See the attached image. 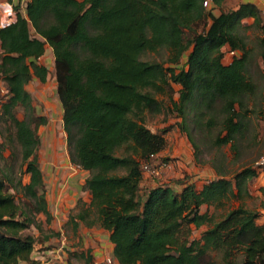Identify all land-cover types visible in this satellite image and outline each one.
Here are the masks:
<instances>
[{"label": "trees", "instance_id": "obj_1", "mask_svg": "<svg viewBox=\"0 0 264 264\" xmlns=\"http://www.w3.org/2000/svg\"><path fill=\"white\" fill-rule=\"evenodd\" d=\"M204 1L28 0L24 14L14 6L15 19L0 26V72L7 84L0 116L15 129L29 179L0 170V264L29 259L35 237L22 231L30 225L40 229L52 218L36 151V124L46 117L34 114L25 86L33 77L46 80L47 66L39 60L46 46L54 56L70 160L89 171L83 187L90 199L78 200L71 220L107 229L118 264H215L213 251L220 264H237L239 253L240 264L264 263V223L259 211L242 201L257 172L253 167L244 166L232 179L215 165L218 176L199 187L187 178L177 179L179 189L169 182L142 185V164L155 162L166 139L140 116L144 109L161 110L155 93L170 81L180 85L171 102L193 145L190 124L198 125L205 114L208 123L217 112L223 116L226 132L215 144L235 142L248 128L242 110L257 87L249 68L264 60L262 9L246 1L222 10L224 0ZM246 17L259 30L257 51L242 33ZM197 25H203L200 31ZM160 46L169 50L171 65L140 58L143 50ZM224 46L234 50L227 62ZM17 106L23 118L16 116ZM122 145L131 151L116 154ZM233 196L241 202L217 219L199 211L203 203L217 205ZM204 223L209 226L199 238L189 239V224Z\"/></svg>", "mask_w": 264, "mask_h": 264}, {"label": "rangeland", "instance_id": "obj_2", "mask_svg": "<svg viewBox=\"0 0 264 264\" xmlns=\"http://www.w3.org/2000/svg\"><path fill=\"white\" fill-rule=\"evenodd\" d=\"M242 1L244 0H224L221 4V9L235 8ZM253 1L262 9L264 19V0ZM8 4L12 7L9 11L7 10ZM16 8L18 9V7ZM16 8L10 1L0 0V26L15 19ZM19 11L24 14V11ZM219 11L220 8L214 10L216 14ZM252 20V17L244 18L243 23L246 26L243 28L242 33L248 46L257 51L256 39L259 30L251 24ZM202 26L197 25L196 29L200 31ZM186 34L191 33L186 30ZM222 48L224 52L223 60L227 62L230 60L231 54L228 52L227 46ZM168 56L169 50L164 46H160L156 50L145 49L140 53V58L160 61L164 66L171 65V62L167 60ZM184 59L185 57L182 56L179 62L183 63ZM39 60L47 66L46 80L40 81L38 78L33 77L25 86L32 94L34 114L45 115L46 117L45 123L36 124L39 136V144L36 151L39 167L43 175L45 197L52 218L49 223L43 222L40 229L30 225L22 231L24 234L31 233L34 235L35 242L29 259L19 260L18 264H91L92 261L88 249L81 250L80 246L84 243V240H86L87 245H94L95 243L92 240H98V238L103 246L102 250L99 251L104 253V255L107 253L103 261L101 260L98 264H114L113 262L107 263L104 260L107 256H110L111 259L113 258L110 253V246H106L105 241L107 239L103 241V235L96 231L94 233L92 230L83 231V226L86 225L80 224L78 226V219H70L69 215H74L79 208L77 206L78 201L75 206L69 208V212L64 206L60 208L61 210L58 209V202L61 199H58V195L62 197L63 192L65 194H68L69 191L72 192L71 187L78 186L77 189L80 190L89 171H84V168L70 160L66 134L62 125V107L57 95L54 56L50 46H46V50ZM257 63L258 66L254 65L253 68H249L251 75L256 80L257 87L254 94L246 96V106L248 107L242 110L243 119L249 125L248 128H245L246 132L244 135L236 138L235 142L232 140L227 143L215 144L214 139H216V136L218 134L222 136L226 132L225 129H222L223 116L217 112L214 121L211 123L207 122L210 114H205L198 125L193 126L192 123L190 124L193 140L196 143V145H193L186 131L180 128L181 116L178 115L171 102L172 98H177L180 85L170 81L169 86L166 85L163 92L155 93V96L162 103L161 110L152 112L144 109L140 118L152 131H163L166 143L163 149L156 154L155 162L152 165L150 164V166L148 165L146 171H143V186L154 185L157 182H169L172 183L174 188L179 189L180 185L175 182L187 178L188 181L194 182L199 187L206 179L218 176L215 165L224 170L225 177L232 179L233 173L244 166H251L256 171L261 168L256 164V161L264 153V60L258 59ZM171 92L172 94L170 95ZM6 97L7 84L0 72V107ZM235 109L237 110L238 108L235 106ZM15 113L19 118L25 116L21 106L15 108ZM19 151L20 147L15 136L14 127L0 116V170L11 169L15 178L21 177L22 181L26 182L29 179V174L23 172L24 163L21 160ZM130 151L131 149L127 145L119 146L115 150L116 154H125ZM210 171H213V173H210ZM256 174L249 179V185L250 181H256ZM153 177L154 179L152 180ZM60 181H64V186L58 183ZM58 186L63 190L60 193L58 192ZM17 195L20 196V193H17ZM80 195L84 196L82 193ZM81 196L79 199L84 201ZM263 197L262 191L258 194L250 191L243 196L242 201L248 207L257 208V203L263 200ZM22 199L26 200L24 197ZM240 202L233 196L217 205L203 203L199 207V211H207L213 219H217L222 214H225L230 207H234ZM43 218L42 214L37 215L39 221H42ZM58 219L60 220L59 225ZM76 221L77 223H74ZM189 225V239L193 237L199 238L201 231L209 226L208 223L198 227L193 224ZM75 246L77 248H74ZM210 256L215 264L223 262L214 251L210 252ZM235 261L240 264V253ZM226 264L232 263L227 262Z\"/></svg>", "mask_w": 264, "mask_h": 264}, {"label": "crops", "instance_id": "obj_3", "mask_svg": "<svg viewBox=\"0 0 264 264\" xmlns=\"http://www.w3.org/2000/svg\"><path fill=\"white\" fill-rule=\"evenodd\" d=\"M8 1H10V3L13 4V6L18 7V10L24 11L25 4H26V2L28 0H8ZM246 1L255 3L253 0H244L242 2H246ZM83 170L87 171L86 169H83ZM210 173H213V171L212 172L210 171ZM152 180H153V178H152ZM58 183L62 184L64 186V181H60ZM77 187L78 186L71 187L72 188V192L69 191L68 194H65V192H63V194H62L63 196L62 197H60L58 195V199L61 198L60 201L58 202V205H59L58 209H60L62 206H64L65 209H68V212H69L70 211L69 208H72L73 206L76 205V202L79 200V198L81 196L80 195L81 193L84 194V196H81V197H83V200L86 201V202L89 201L90 194L88 193L87 189H84L83 185L81 186L80 190L77 189ZM249 188H250V191H252V192H254L256 194H258L260 191H262L263 196H264V167L263 168L261 167L260 169H258L257 174H256V181L255 182H251L250 181ZM61 189L62 188H60V187L58 188V192L59 193L63 191ZM68 206H70V207H68ZM256 206H257L256 209L259 211V214H260L259 215V220L264 223V197H263V200L258 202ZM52 214H53V212H52ZM53 216H54V214H53ZM59 219H60V217H59ZM59 219H58V225L60 224V220H61V219L60 220ZM64 224H66V223H64ZM80 224L86 225L81 220H78L77 225L79 226ZM90 230H92L93 233L96 231V232L102 234L103 235V237H102L103 241H105V239H107V241H105V242H106V246H110V249H111L110 253H111L112 257H113L112 258L113 263L114 264H118L117 263V259L114 257L113 251H112L113 243L108 238L109 231L107 229L99 226L98 224H93V225H90V226H88V225L83 226V231H90ZM92 242H94L95 244L94 245H87L86 240H84V243L80 246V248H82L81 250L88 249V252L90 254V258H91V261H92L91 264H98L101 260L103 261V258L107 255V253H106V255H104V253L99 251V250H102V247H103L101 242H99V238H98V240H92ZM77 246H79V245H77ZM74 248H77V247L75 246ZM89 248H91V249H89Z\"/></svg>", "mask_w": 264, "mask_h": 264}, {"label": "built area", "instance_id": "obj_4", "mask_svg": "<svg viewBox=\"0 0 264 264\" xmlns=\"http://www.w3.org/2000/svg\"><path fill=\"white\" fill-rule=\"evenodd\" d=\"M204 4H208L207 0L204 1ZM8 5H9V4H8ZM11 8H12V7L9 5V7L7 8V10L9 11V10H11ZM228 52L231 54V55H230V58H231V56H232L233 53H234V50H228ZM256 164H258L260 167H263V166H264V153L260 155L259 159H257ZM148 165L150 166V164H147V163H143V164H142L143 171H144V170L146 171V169L148 168ZM104 260H105L107 263H111V262H113V260L110 258V256H107Z\"/></svg>", "mask_w": 264, "mask_h": 264}]
</instances>
